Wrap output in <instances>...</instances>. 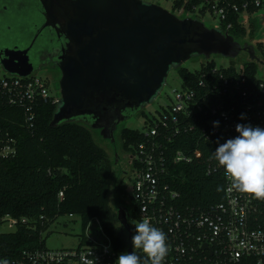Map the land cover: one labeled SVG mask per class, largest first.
Returning <instances> with one entry per match:
<instances>
[{
    "label": "trees",
    "instance_id": "trees-1",
    "mask_svg": "<svg viewBox=\"0 0 264 264\" xmlns=\"http://www.w3.org/2000/svg\"><path fill=\"white\" fill-rule=\"evenodd\" d=\"M232 1L189 0L184 11L193 13L194 7H199L198 17H203L207 11L215 17L213 9L221 8L225 16V4H233ZM180 6L174 1L173 11ZM227 13L226 20L225 17L219 20L220 28L225 32L226 25L230 23L231 28L226 33L234 40L244 38L246 29L238 20L239 13L230 9ZM258 69L259 65L254 61L244 63L238 70L234 66L216 69L209 60H205L200 70L195 72H189L183 66L176 69L182 80L179 91L193 92L194 97L186 110L176 115L180 132L176 133L171 123L167 131L158 126L155 140L163 144L164 156L168 159L177 151L183 154L199 152L200 156L191 163L170 167L184 205L205 207L222 201L223 178L219 169L213 170L217 162L213 153L224 139L220 134H213L208 122L214 118L212 110L217 111L218 118L219 112L229 104V99L221 94L225 89V79H244L243 89L256 93L261 83L256 77ZM235 100L240 103L241 97ZM55 107L56 104L41 105L32 130L22 127L20 110L5 108L3 112V127L17 139L18 148L15 156L0 160V219L8 216L17 219L18 223L14 231L0 233V259L44 246L42 234L48 225L69 215L79 218L82 228L80 244L85 229L90 226L92 232L101 228L120 254L126 247L122 230L115 225L109 198L114 187L115 202L119 203V196L126 194L125 188L116 185L111 161L106 151L96 143L90 120L80 118L50 128ZM163 111L166 112L165 109ZM138 113L145 116L142 111ZM127 114L132 116L136 112ZM156 122L157 118L146 121L142 131L121 128L122 152L133 156L139 144L151 140L147 134ZM165 133L166 139L163 137ZM208 167H211L210 174H207ZM92 224H96L95 227Z\"/></svg>",
    "mask_w": 264,
    "mask_h": 264
},
{
    "label": "built area",
    "instance_id": "built-area-1",
    "mask_svg": "<svg viewBox=\"0 0 264 264\" xmlns=\"http://www.w3.org/2000/svg\"><path fill=\"white\" fill-rule=\"evenodd\" d=\"M171 1L179 2L181 6L177 10L184 11L189 0ZM232 2L225 4V16L221 8L212 6L215 8L214 16L218 20L224 17L226 20L227 10L230 9L239 13V22L241 19L247 22V19L254 18L259 12L260 18L256 20H264V0ZM198 8L194 7L193 13L184 12L199 18ZM230 28L231 24L228 23L225 32ZM244 82V79H225V89L221 94H225L229 104L219 112L218 118L217 111L212 110L214 118L208 122L209 128L214 135L220 134L223 142L238 135L235 131L237 123L264 127V82L261 81L256 93L246 92L242 87ZM193 97V92L175 91L176 102L167 107L166 112H161L158 122L147 134L151 140L135 148L131 167V196L126 206L128 218L136 223L147 219L166 234L168 252L163 264H264V198L256 199L231 189L223 167L216 162L213 170L219 169L223 178L222 201L205 207L184 205L170 167L191 163L200 156L199 152L183 154L177 151L168 159L164 156L163 144L155 140L158 126L167 131L171 123L176 128L175 132H180L176 115L186 110ZM236 97H241L240 103L236 102ZM57 99L51 93L47 79L36 77L33 72L27 77H19L0 66V160L15 156L18 148L17 139L2 124L5 108L20 110L22 127L32 130L40 106L56 104ZM241 113L245 114L244 120L240 119ZM213 121H219V127H214ZM163 137L168 138L167 133ZM205 137L209 136L206 134ZM208 169L207 174H210L211 167ZM17 223V219L5 216L0 219V228L8 226L15 229ZM135 251L141 257L144 256L142 250ZM119 254L101 228L92 232L88 226L83 242L76 249L50 250L44 245L22 250L15 257L1 258L0 261L6 260L7 264H115Z\"/></svg>",
    "mask_w": 264,
    "mask_h": 264
},
{
    "label": "water",
    "instance_id": "water-1",
    "mask_svg": "<svg viewBox=\"0 0 264 264\" xmlns=\"http://www.w3.org/2000/svg\"><path fill=\"white\" fill-rule=\"evenodd\" d=\"M43 28L60 32L65 45L55 66L58 99L50 128L76 119L113 142L116 127L161 92L172 69L195 56L233 59L251 46L221 29L179 18L143 0H38ZM244 21L240 22L243 23ZM29 49L0 50V66L19 77L33 72ZM121 212L125 209H118ZM96 224H92L95 227ZM126 252H131L129 244Z\"/></svg>",
    "mask_w": 264,
    "mask_h": 264
},
{
    "label": "rangeland",
    "instance_id": "rangeland-1",
    "mask_svg": "<svg viewBox=\"0 0 264 264\" xmlns=\"http://www.w3.org/2000/svg\"><path fill=\"white\" fill-rule=\"evenodd\" d=\"M19 5H23L28 3V0H18ZM21 1V3H20ZM146 2H152L159 5L161 8L173 13L175 16L179 18H192L197 19L202 22L204 26L208 29H221L218 18L211 16L210 14H205L203 17L197 18L194 14H186L184 11L174 10L172 9V1L171 0H143ZM22 9L19 20L25 18V11ZM260 12L254 15L252 19H241L240 22L244 21L243 24L246 29V35L244 38L240 40H235L240 45H248L253 48L255 58L250 59L247 51H241L235 58H225L219 55H211L209 61L213 63L216 69L219 68H227L230 66H234L237 70L240 69L244 63L248 61H254L259 65V69L257 71L256 77L264 82V20H256L260 18ZM222 32H224L221 29ZM257 51V52H256ZM258 54V55H257ZM205 60L201 56H195L191 59L187 60L182 64V66L187 69L189 72H195L200 70L202 64ZM33 75L36 77H40L42 79H47L49 81V89L52 94H55L58 98V85L57 81L60 77V74L55 69H49L45 67L36 68L33 70ZM181 78L178 76L176 69H172L167 78L164 87L162 88L159 95L150 103L147 104L142 112L145 116L140 113H136L130 116L125 121L121 122L114 132L113 142H110L108 139L104 138L100 135L98 130H93L94 138L98 145H100L107 153L110 161L111 167L114 174L116 185L124 186L126 189V194L124 196H119V203L115 202V191L114 187L111 188L109 198L110 205L112 207L113 213H116L117 209H125L129 202V197L131 196V183L133 173L132 170L128 167L126 169V156L121 150V142L119 139V130L123 127L136 129V130H144L146 121L153 120L158 118L159 114L171 106L176 102L175 99V91H179L181 88ZM119 158L118 164L121 162V169L115 167L113 162L115 159ZM131 226L135 225V221L133 219L129 220ZM117 221L115 219V225H117ZM14 230V227L3 226L0 228L1 232H11ZM87 233V232H86ZM82 235V228L80 225L79 218L77 216L73 217H60L56 219L54 222L48 225V228L42 234V238L44 239V245L47 249L50 250H69L76 249L80 244V236Z\"/></svg>",
    "mask_w": 264,
    "mask_h": 264
},
{
    "label": "clouds",
    "instance_id": "clouds-1",
    "mask_svg": "<svg viewBox=\"0 0 264 264\" xmlns=\"http://www.w3.org/2000/svg\"><path fill=\"white\" fill-rule=\"evenodd\" d=\"M240 119H245L244 113ZM219 123L213 121V126L219 127ZM235 131L238 135L218 145L214 159L223 167L231 189L256 199L264 198V127L237 123ZM166 239V234L149 220L135 223L131 237L133 250L119 254L115 264H163L168 252ZM136 249L142 250L144 256L138 255Z\"/></svg>",
    "mask_w": 264,
    "mask_h": 264
},
{
    "label": "flooded vegetation",
    "instance_id": "flooded-vegetation-1",
    "mask_svg": "<svg viewBox=\"0 0 264 264\" xmlns=\"http://www.w3.org/2000/svg\"><path fill=\"white\" fill-rule=\"evenodd\" d=\"M18 2V0H0V50L29 49L28 57L33 70L45 67L55 69L59 73L55 62L59 50L65 45L63 35L50 27L43 28L44 18L38 0H28V3L22 6ZM22 9L25 11V18L19 20ZM124 154L126 169L128 167L131 169L132 156L129 153ZM118 160L120 159L116 157L113 165L121 169V162L118 164ZM115 219L117 226L122 230L123 240L126 243L124 252H126L129 244L131 245L134 229L129 223L126 208L124 212L117 209Z\"/></svg>",
    "mask_w": 264,
    "mask_h": 264
}]
</instances>
